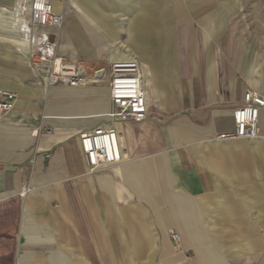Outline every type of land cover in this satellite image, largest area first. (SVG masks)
<instances>
[{
	"label": "crops",
	"instance_id": "0c3cea01",
	"mask_svg": "<svg viewBox=\"0 0 264 264\" xmlns=\"http://www.w3.org/2000/svg\"><path fill=\"white\" fill-rule=\"evenodd\" d=\"M71 1L59 52L70 23L74 44L86 26L82 41L96 56L81 9L110 49L129 53L108 48L107 61L137 59L147 118L114 122L122 161L89 172L79 135L108 123L107 84L35 86L24 39L1 35L10 30L0 24V89L18 95L0 123V264H264V109L254 139L220 137L247 89L264 94V9L251 0H96L98 10ZM123 16L125 43L115 37ZM39 126L51 132L32 136Z\"/></svg>",
	"mask_w": 264,
	"mask_h": 264
},
{
	"label": "built area",
	"instance_id": "2783aa9c",
	"mask_svg": "<svg viewBox=\"0 0 264 264\" xmlns=\"http://www.w3.org/2000/svg\"><path fill=\"white\" fill-rule=\"evenodd\" d=\"M15 3L11 17L0 19L8 25L16 38L25 42L27 68L45 91L52 87L95 86L106 83L112 105L105 125H98L79 135L84 162L89 172L99 171L122 161L120 137L114 122H141L147 118L145 93L142 88L140 66L137 59L128 56L107 61L103 66H87L82 62L68 61L58 54L57 40L64 24L65 12L57 10L53 0H21ZM17 7V8H16ZM16 8V9H15ZM4 14L9 12L4 9ZM3 14V13H2ZM17 95L0 89V123L14 108ZM264 94L247 89L243 103L232 111L233 130L221 135L232 140H252L258 135ZM51 132L50 127L39 126L32 132ZM48 157V155H46ZM29 191L23 186L22 194ZM169 236L175 249L182 244L177 231Z\"/></svg>",
	"mask_w": 264,
	"mask_h": 264
},
{
	"label": "rangeland",
	"instance_id": "374dc122",
	"mask_svg": "<svg viewBox=\"0 0 264 264\" xmlns=\"http://www.w3.org/2000/svg\"><path fill=\"white\" fill-rule=\"evenodd\" d=\"M75 1L79 4V2H85L86 0H75ZM17 2L20 5V2H23V1L16 0V3ZM53 2H54V0H53ZM64 2H65V5H64V8H62V10L65 13L67 12L68 9L69 10H73V8L70 6V4L72 5V3H71L72 1L71 0H64ZM168 3L169 2L167 1V4ZM73 4H74V2H73ZM14 5H15V2H14V4L11 7L10 6H6V5L0 6V11H1V9H5V10H7L9 12L8 14H4L5 11H3V14L0 13V19L10 18L12 10L14 9ZM89 6L92 9H94V10H98L99 9L98 8L99 5L96 2V0H92V5H89ZM106 7H108V6H106ZM106 7H104V8H106ZM251 8H256V9H260L261 8L263 10L264 9V0H251ZM102 12H103V10H102ZM76 17H77V19L80 20V22H86L87 23V21H88L89 22L88 23L89 26L93 25V27H94V29H93L94 35H95V37L98 40L97 41L98 45L100 46L99 50H98V52H97V54H96V56L94 58H87V54L89 53V48L87 47L86 42L82 41V39L86 38V26L85 25H84V28L80 26V30H82V31H79L80 35L78 36L79 39H77L79 42L76 41L74 46H72V43L70 42V34H69L70 23H69L68 24L67 35H64L63 36L64 38L59 43L60 52L58 50V54L60 56L64 57L68 61L82 62V63H84L87 66H103V65L107 64V60H106L105 57H106L107 51L110 49L109 48V43L110 42H108V41H110L111 39L108 37V35H105L103 29L97 23H95L94 21H89L88 19H86L85 15H84V12L81 9L77 10ZM255 17L258 19V14H256ZM96 20H97V18H96ZM120 20H121V23H122V30L120 32L117 31L116 34H115V37H116L117 40H122L121 38L123 37L124 38V43H125L126 40L130 36L129 33H128V29L126 27L127 26V21H128L127 16L121 17ZM64 27L65 26L63 25L62 30L64 29ZM6 29H7V27H6ZM7 30H1V35L9 33L13 37H15L13 35V33H11L10 31L8 32ZM2 38H4V37H2ZM115 54H117V55H119V54L120 55L128 54L129 55L128 51H125V49H120V48L110 49V56H113ZM32 83L35 86H38L37 85L38 83H37L36 79H34V77H32Z\"/></svg>",
	"mask_w": 264,
	"mask_h": 264
},
{
	"label": "bare ground",
	"instance_id": "6f19581e",
	"mask_svg": "<svg viewBox=\"0 0 264 264\" xmlns=\"http://www.w3.org/2000/svg\"><path fill=\"white\" fill-rule=\"evenodd\" d=\"M131 23H133V22H131ZM73 26H75V25L73 24ZM130 26H131V25H130ZM69 32H70V41H71L72 46H73L74 43L72 42V38H71V37H73V36L76 37V34H77V33H73V30H70ZM22 38H23V37H22ZM23 39H24V38H23ZM73 39H74V38H73ZM57 46H58V41H57ZM87 58H88V56H87ZM3 90H4V89H3ZM6 91H7V90H6ZM9 92H11V91H9ZM12 93H14V92H12ZM15 94H16V93H15ZM17 96H18V95H17Z\"/></svg>",
	"mask_w": 264,
	"mask_h": 264
},
{
	"label": "water",
	"instance_id": "95a60500",
	"mask_svg": "<svg viewBox=\"0 0 264 264\" xmlns=\"http://www.w3.org/2000/svg\"><path fill=\"white\" fill-rule=\"evenodd\" d=\"M9 170V169H8ZM13 170V169H12Z\"/></svg>",
	"mask_w": 264,
	"mask_h": 264
}]
</instances>
